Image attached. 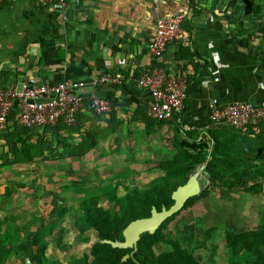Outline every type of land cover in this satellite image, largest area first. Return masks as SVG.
<instances>
[{"label":"crops","instance_id":"1","mask_svg":"<svg viewBox=\"0 0 264 264\" xmlns=\"http://www.w3.org/2000/svg\"><path fill=\"white\" fill-rule=\"evenodd\" d=\"M252 8L246 0L219 5L199 0L196 15L184 20L181 41L166 47L160 60L167 73H188L178 121L148 118L150 95L134 81L98 88V97L109 105L106 113H95L84 100L74 129L59 133L61 142L81 147L84 155L61 157L59 163L70 173L57 165L55 180L74 178L102 159L127 163L125 169H131V162L144 169L158 153L156 148L176 144V138L208 144L207 132L216 128L209 119L212 100L264 107V17L252 20ZM191 10L190 0H66L62 10L52 2L2 0L0 88L89 80L106 72L137 75L150 66L147 49L156 19ZM247 139L239 145L264 148V127L260 140ZM58 150H63L61 143ZM11 206L8 202L7 209Z\"/></svg>","mask_w":264,"mask_h":264},{"label":"rangeland","instance_id":"2","mask_svg":"<svg viewBox=\"0 0 264 264\" xmlns=\"http://www.w3.org/2000/svg\"><path fill=\"white\" fill-rule=\"evenodd\" d=\"M215 1L219 5L225 0ZM197 2L199 0H190L192 10L190 14L188 12L185 14V21L187 17L192 18L196 15ZM246 2L252 3L253 17H264L262 7L264 0ZM210 133L207 132L208 144L202 142L194 144L196 138L189 139L193 144L185 139L176 138V144L170 142L167 146L156 148L158 153L150 158L155 162L150 160L148 166L153 175L149 173L148 167L137 168L138 165L131 162L129 163L131 169H125L123 166L127 163L115 159H102L97 166L77 172L76 177L71 179L60 177L61 180L58 181L55 180L57 165L63 173L67 167L56 159V152L59 153L60 146V143L56 142V131L50 128L13 131L12 140L4 139V149H0V242H2L0 264H39L34 258V248L30 245L31 236L42 228L54 224L56 242L54 239L50 240L45 251L49 261L56 260L60 264H65L71 255L81 257L87 249L82 244H76L74 234L76 230L73 228V223L80 214L79 208L75 207L80 203L78 200L81 196L110 183L118 185V193L122 195L124 185H139L162 176L169 169L171 162H177L174 161L176 152L181 162L188 160V155L207 151L213 146L214 141L211 137L219 142L220 148L242 171L251 164L259 165L264 162L263 147L239 145L240 136L226 127L216 126ZM188 145H193V148ZM10 149L15 152L11 153ZM24 153H28L31 158L27 159L23 156ZM113 158H116L115 154ZM84 159L87 160L85 157ZM153 163L156 167H151ZM202 167L203 165L197 166L193 172L196 173L198 181V191L195 195H186L184 201L179 203L175 191L169 211L162 210L158 213L153 211L149 220L140 226L142 229L136 230L139 236L144 233L153 234L167 217L176 213L162 230V235L166 240L175 241L183 252H177L168 243L157 242L148 254L154 262L232 264L237 248L233 250L230 246L239 236L256 231L264 223L262 179L250 180L248 176H244L240 179V185L228 192L212 187L213 183L207 179L204 172H198ZM122 170L128 171L129 176L125 180L116 179L117 172ZM18 193L22 194V198ZM14 195L18 196L16 200ZM8 202L12 204L9 209ZM98 206L107 208L108 203L104 201ZM132 230L133 226L129 228L128 236L124 237L119 246L126 247L135 240L136 234L134 235ZM87 235L91 245L95 241V233L92 231ZM8 247L11 252L9 255L5 253ZM17 252L19 256L16 255Z\"/></svg>","mask_w":264,"mask_h":264},{"label":"trees","instance_id":"3","mask_svg":"<svg viewBox=\"0 0 264 264\" xmlns=\"http://www.w3.org/2000/svg\"><path fill=\"white\" fill-rule=\"evenodd\" d=\"M257 17L254 16L251 19ZM11 122L12 119L9 118L7 127L0 130V140H3V142L4 139L12 140L13 131L15 130H33L18 127ZM263 127L264 124L260 125L256 131H251L253 137L238 132L235 134L240 136L241 140L251 138L252 141H256L260 140ZM44 128L56 131V142L61 143L63 147L62 152H56L57 160L61 157L79 159L84 155V150L81 147L75 149L69 146L64 139L61 142L62 140L59 138L60 131L74 129L73 126L69 127L59 123L56 126ZM227 129L235 132L230 128ZM208 132L211 134V131ZM211 138L214 141L213 146L207 151L188 155V160L181 162L178 152H176L174 161L177 162H171L169 169L162 176L139 185H124L122 195L118 193V185L110 183L81 196L78 200L80 203L75 207L76 209L79 208L80 214L77 221L73 223V228L76 230V233H74L76 244H82L87 250L78 258L71 255L65 264H161V262H154L148 256L151 247L157 242L168 243L177 252H183L175 241L166 240L162 235V230L176 216V213L167 217L153 234L144 233L140 235L138 240L130 247L120 248L114 246V244L123 242L124 232L131 223L149 219L153 211L158 213L162 210H169L173 204V193L178 187L186 183L189 175L195 171L197 166H204L202 171L207 179L213 183L212 187L228 192L240 185V179L244 176H248L250 180L262 179L264 181V162L259 165L251 164L245 171H242L220 148L219 142L214 137ZM83 141L84 138H82L80 144ZM193 142L190 144H193ZM10 151L11 153L15 152L13 149H10ZM23 156H26L27 159L31 158L28 153H24ZM129 174L125 170L118 171L116 179L125 180ZM104 201L108 203L107 208L98 206L99 203ZM71 210L74 209L71 208ZM92 231L95 233V241L89 245L90 238L87 234ZM52 239L56 242V224L46 226L37 234L31 236L30 245L34 248V258L38 260L39 264H60L56 260L50 262L45 255L49 241ZM1 244L2 242H0ZM230 248L233 250L237 248L232 264H264V223L256 231L239 236ZM6 252L8 255L11 253L10 247ZM16 255L19 256L20 254L17 252Z\"/></svg>","mask_w":264,"mask_h":264},{"label":"built area","instance_id":"4","mask_svg":"<svg viewBox=\"0 0 264 264\" xmlns=\"http://www.w3.org/2000/svg\"><path fill=\"white\" fill-rule=\"evenodd\" d=\"M35 1L43 4L52 2L62 10L66 0ZM185 18V13H177L156 19L153 40L147 49L150 66L137 75L106 72L89 80H62L54 85L22 82L0 88V130L7 127L9 118L11 123L24 129L52 127L59 123L74 126L84 100L89 102L95 113H106L109 105L98 97V88L126 81H134L148 91V118L161 122L178 121L188 93V73L182 70L177 75L168 74L160 58L167 46L181 41V26ZM209 119L212 125L253 137L251 131L264 124V107L248 101L219 104L212 100Z\"/></svg>","mask_w":264,"mask_h":264},{"label":"water","instance_id":"5","mask_svg":"<svg viewBox=\"0 0 264 264\" xmlns=\"http://www.w3.org/2000/svg\"><path fill=\"white\" fill-rule=\"evenodd\" d=\"M204 169V166L198 171V172H201L202 170ZM177 191V199H178V202L181 203L182 201H184V198L185 196H193L197 193L198 191V181H197V177L194 176V173H191L186 181V183L183 185V186H180L176 189ZM175 193V192H174ZM173 193V194H174ZM173 196V195H172ZM177 209H175L176 211ZM169 211V210H168ZM155 212V211H154ZM149 219H144V220H139V221H135L133 223H131L129 225V227L125 230L124 232V237L125 236H128V232H129V228H131V226H133V230L132 232H134V235L136 234V230L139 228V229H142L140 228L141 225H143L144 223H146ZM128 230V231H127ZM138 231H141V230H138ZM142 232V231H141ZM141 232H137V233H141ZM133 234V233H132ZM139 238V235H135V240H133V242L129 245H126V247H130L131 245H133ZM119 244L121 243H116L114 244V246L116 247H120V248H126V247H121L119 246Z\"/></svg>","mask_w":264,"mask_h":264},{"label":"bare ground","instance_id":"6","mask_svg":"<svg viewBox=\"0 0 264 264\" xmlns=\"http://www.w3.org/2000/svg\"><path fill=\"white\" fill-rule=\"evenodd\" d=\"M194 176H196V177H197L196 173H194Z\"/></svg>","mask_w":264,"mask_h":264}]
</instances>
